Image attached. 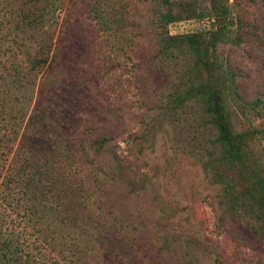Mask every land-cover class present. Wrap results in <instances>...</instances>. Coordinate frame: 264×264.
Returning <instances> with one entry per match:
<instances>
[{"label": "rangeland", "instance_id": "obj_1", "mask_svg": "<svg viewBox=\"0 0 264 264\" xmlns=\"http://www.w3.org/2000/svg\"><path fill=\"white\" fill-rule=\"evenodd\" d=\"M170 1L58 0L52 25L17 44L14 32L1 27L5 65L27 72L25 59L40 45L48 51L38 75L22 85L0 72V209L21 239L29 242L34 232L24 210L31 187L19 175L45 172L41 162L31 166L30 152L46 154L54 137L50 142L45 116L54 111L68 185L80 187L95 213L101 208L116 219L119 233L153 252L152 264H264L249 218L231 209L247 181L238 178L222 192L208 179L202 154L213 129L188 91L207 78L219 87L234 129L246 135L241 168L255 163L263 174L264 0ZM165 10L179 17L166 24L169 37L216 36L209 67L185 42L175 59L158 51L164 41L158 13ZM98 138L108 139L100 150L93 144Z\"/></svg>", "mask_w": 264, "mask_h": 264}, {"label": "trees", "instance_id": "obj_2", "mask_svg": "<svg viewBox=\"0 0 264 264\" xmlns=\"http://www.w3.org/2000/svg\"><path fill=\"white\" fill-rule=\"evenodd\" d=\"M23 1L21 3L16 0L0 1V29L3 25L8 26L10 34L14 32L11 40L15 44L17 38L21 40L27 32H39L44 25H52L53 15L59 3L58 0ZM157 1L164 6H170L171 2ZM91 10L104 26L105 20L101 12L92 5ZM158 16L161 28L158 36L164 40L159 41L158 51L175 59L178 53L174 50L177 51L178 45L185 42L205 68L210 66L209 48L215 49L216 42L213 39L216 36L211 40H205V36L201 34L169 37L165 26L179 18L178 14L165 10L159 12ZM165 34L166 38H164ZM4 35H0V41L5 37ZM0 52L3 53L5 50L0 49ZM47 58L48 51L45 52L44 46L40 45L37 55L29 60L25 59L30 70L22 72L18 64L8 60L10 65L0 62V72L12 73L11 85L18 82L22 85L21 80L24 77H30L31 73L38 75ZM188 91L191 92L190 99L199 103L207 123L213 129L203 144L202 165L205 174L222 192L232 190L238 178L247 181L242 191V198L235 201L231 209L240 211L249 218L251 224L248 222V227L255 234V239L264 246V169L262 174L255 163L253 169L247 168V165L241 168L246 161V135L234 129L228 113L224 110L219 87L213 85L212 80L207 78L197 84L191 82ZM46 112L48 113L45 116L46 125L52 131L48 134V138L50 142L52 137L54 140L44 156L32 150L30 152L31 166L35 167L37 162H41V165L45 166V172L34 170L28 178L27 174L19 175L20 182H24V186L28 184L31 187L28 188L32 194L29 197L30 204H24V210L28 216L29 226L34 232V238L29 242L21 239L18 232H14L10 228L12 226L6 224L0 209V264H152L155 258L153 252L147 249L143 251V243L135 242L125 233H119V223L116 219L110 220L107 212L105 210L103 212V209L101 211V208L95 213L88 204H84L79 195L80 187L72 186L70 183L68 185L70 178L66 173L67 170L63 165L61 166L63 158L59 157V147L62 144L60 145L59 138L55 137L59 134L55 133L57 128L54 126L57 124L58 116H54V111ZM38 133L41 134V130ZM106 141L108 139L98 138L93 144L100 150ZM38 180H43L44 184L37 185ZM251 200L254 204H250Z\"/></svg>", "mask_w": 264, "mask_h": 264}]
</instances>
